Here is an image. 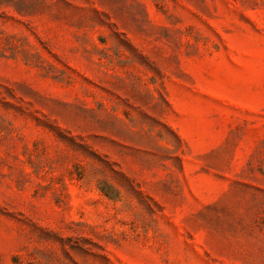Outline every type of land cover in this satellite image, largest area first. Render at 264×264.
Here are the masks:
<instances>
[{
  "label": "rangeland",
  "instance_id": "obj_1",
  "mask_svg": "<svg viewBox=\"0 0 264 264\" xmlns=\"http://www.w3.org/2000/svg\"><path fill=\"white\" fill-rule=\"evenodd\" d=\"M0 264H264V0H0Z\"/></svg>",
  "mask_w": 264,
  "mask_h": 264
}]
</instances>
